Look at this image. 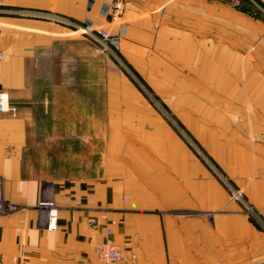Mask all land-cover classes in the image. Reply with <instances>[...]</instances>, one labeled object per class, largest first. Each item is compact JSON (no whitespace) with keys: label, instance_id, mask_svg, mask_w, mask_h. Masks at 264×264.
I'll list each match as a JSON object with an SVG mask.
<instances>
[{"label":"crops","instance_id":"1","mask_svg":"<svg viewBox=\"0 0 264 264\" xmlns=\"http://www.w3.org/2000/svg\"><path fill=\"white\" fill-rule=\"evenodd\" d=\"M112 3L0 0L25 11L0 13V88L16 107L0 114V259L104 264L109 228L124 255L112 264H264V0L127 1L130 32H158L176 66L180 117L202 154L186 138L193 150L171 152L133 131L104 138L101 121L87 132L74 76L56 70L81 44L43 14L109 26Z\"/></svg>","mask_w":264,"mask_h":264},{"label":"rangeland","instance_id":"2","mask_svg":"<svg viewBox=\"0 0 264 264\" xmlns=\"http://www.w3.org/2000/svg\"><path fill=\"white\" fill-rule=\"evenodd\" d=\"M112 17V23L102 27L117 38V57L102 51L88 35L65 25L68 37L81 45L64 50L56 59L62 62L56 64L57 71L74 76L70 83L80 95L72 100L78 98L86 107L87 132L90 122L101 121L104 138L115 129L133 131L134 135L150 136L152 147L160 152L180 151L181 146L184 151L193 150L185 140L190 132L180 117L178 71L159 47V33L130 32L124 13L120 19Z\"/></svg>","mask_w":264,"mask_h":264},{"label":"built area","instance_id":"3","mask_svg":"<svg viewBox=\"0 0 264 264\" xmlns=\"http://www.w3.org/2000/svg\"><path fill=\"white\" fill-rule=\"evenodd\" d=\"M127 1L128 0H113V4L111 7L112 13H110V16L111 17L113 16L112 18H114L115 20L120 19L124 13ZM243 1L244 0H231L232 5H234L235 7L241 6ZM2 12L24 13L25 11L6 9L1 7L0 5V13ZM43 16L55 22H59L63 25L73 27L76 33H82L88 35L93 41L97 43V45H99V48L102 51L117 57V53L115 50V47L117 45V38L106 28L92 21H86L84 23H76L64 16L53 13H44ZM6 57H7V53L3 50L1 46V31H0V65ZM0 114H12V115L16 114V107L10 102L8 92L1 88H0ZM185 138L187 139L188 142H190L191 145H193L202 154V152L200 151V149L197 148V146L190 138V136L185 134ZM222 178L230 188L232 192V197L240 201L249 212H254V209L245 200L243 196V191L233 187L231 183L223 175ZM41 206L46 208L47 211L46 217L49 227L54 226L55 223L57 222L58 208L51 201H47V200L42 201ZM13 209H15V207H13ZM4 213H5V207L3 202L0 201V220L4 215ZM92 225L96 226V222L92 221ZM111 234H112V230L107 228L105 238L99 243L97 247L98 259L104 264H112L118 262L122 260L124 256L122 248L111 240ZM0 264H9V263H6L2 259H0Z\"/></svg>","mask_w":264,"mask_h":264}]
</instances>
